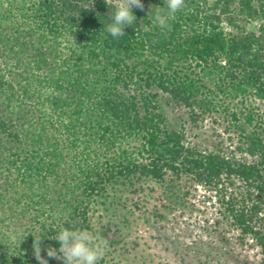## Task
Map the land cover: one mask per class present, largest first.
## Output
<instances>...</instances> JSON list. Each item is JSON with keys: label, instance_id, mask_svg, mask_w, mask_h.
<instances>
[{"label": "trees", "instance_id": "16d2710c", "mask_svg": "<svg viewBox=\"0 0 264 264\" xmlns=\"http://www.w3.org/2000/svg\"><path fill=\"white\" fill-rule=\"evenodd\" d=\"M143 4L115 40L104 0H0V264L36 238L62 264L63 228L112 264L111 213L151 183L204 187L264 264V0H186L165 31Z\"/></svg>", "mask_w": 264, "mask_h": 264}, {"label": "rangeland", "instance_id": "374dc122", "mask_svg": "<svg viewBox=\"0 0 264 264\" xmlns=\"http://www.w3.org/2000/svg\"><path fill=\"white\" fill-rule=\"evenodd\" d=\"M205 124L209 129L210 121ZM182 190L177 200L167 199L160 185L151 183L111 213L118 231L108 256L112 264H260V248L242 242L239 232L219 219L217 203L204 187Z\"/></svg>", "mask_w": 264, "mask_h": 264}, {"label": "clouds", "instance_id": "9594fccd", "mask_svg": "<svg viewBox=\"0 0 264 264\" xmlns=\"http://www.w3.org/2000/svg\"><path fill=\"white\" fill-rule=\"evenodd\" d=\"M110 9L111 23L104 25L106 32L115 40L125 36V27L134 25L136 15L133 8L144 9L143 0H104ZM186 0H164L166 14H161L160 7L155 9L152 22L162 31L170 28V22L185 7ZM152 11V6L149 12ZM148 12V13H149ZM59 242V249L48 248L47 256L62 261V264H99L106 255L108 241L88 230L63 228L51 237ZM41 239L34 241V255L39 264H48V259L41 255Z\"/></svg>", "mask_w": 264, "mask_h": 264}]
</instances>
